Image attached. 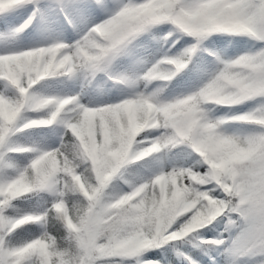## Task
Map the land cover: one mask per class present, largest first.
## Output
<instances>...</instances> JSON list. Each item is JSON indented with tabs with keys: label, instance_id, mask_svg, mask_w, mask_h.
<instances>
[{
	"label": "snow or ice",
	"instance_id": "obj_1",
	"mask_svg": "<svg viewBox=\"0 0 264 264\" xmlns=\"http://www.w3.org/2000/svg\"><path fill=\"white\" fill-rule=\"evenodd\" d=\"M0 264H264V0H0Z\"/></svg>",
	"mask_w": 264,
	"mask_h": 264
},
{
	"label": "trees",
	"instance_id": "obj_2",
	"mask_svg": "<svg viewBox=\"0 0 264 264\" xmlns=\"http://www.w3.org/2000/svg\"><path fill=\"white\" fill-rule=\"evenodd\" d=\"M25 227H27V226H25ZM147 256H148V258H151V259H156V258H158V257L155 256L154 253H152V252L147 253Z\"/></svg>",
	"mask_w": 264,
	"mask_h": 264
}]
</instances>
